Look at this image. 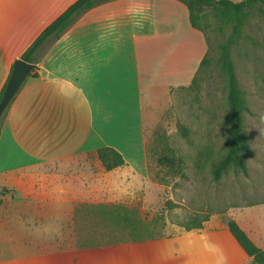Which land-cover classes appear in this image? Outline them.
<instances>
[{
	"label": "crops",
	"instance_id": "crops-1",
	"mask_svg": "<svg viewBox=\"0 0 264 264\" xmlns=\"http://www.w3.org/2000/svg\"><path fill=\"white\" fill-rule=\"evenodd\" d=\"M75 1L0 0V94L14 63ZM207 52L204 33L179 0H110L43 46L39 77H28L0 131V264H234L239 244L212 217L175 237L80 245L63 231L75 223L76 192L39 182L32 170L112 147L127 162L106 171L118 180L115 190L143 181L144 100L190 85Z\"/></svg>",
	"mask_w": 264,
	"mask_h": 264
},
{
	"label": "rangeland",
	"instance_id": "rangeland-1",
	"mask_svg": "<svg viewBox=\"0 0 264 264\" xmlns=\"http://www.w3.org/2000/svg\"><path fill=\"white\" fill-rule=\"evenodd\" d=\"M263 7L259 4L251 11L244 36L232 51L237 76L251 109L245 116L247 141L253 150L247 158L248 175L231 170L217 181L212 171V166L225 155L229 140L227 85L216 61L218 46L230 34V30L221 34L212 20L205 38L214 63L198 74L196 85L156 90L144 100L146 145L162 128L175 155L185 161V177H176L164 186L158 183V169L153 168L152 175L149 172L147 158V177L120 191L114 188L118 180L106 173L96 152L82 150L67 160L33 164L39 182L65 185L81 200L75 223L63 227L76 243L101 246L130 243L139 238H170L184 232L183 225L194 217L202 220L211 216L218 229L227 226L229 220H236L264 249ZM7 114L5 111L0 118V130ZM181 126L188 130L186 135ZM102 205L137 210L138 214L131 216L133 219L137 216L153 224L141 231L134 230L122 221L121 215L116 219L99 208ZM238 246L232 249L234 264H257Z\"/></svg>",
	"mask_w": 264,
	"mask_h": 264
},
{
	"label": "trees",
	"instance_id": "trees-1",
	"mask_svg": "<svg viewBox=\"0 0 264 264\" xmlns=\"http://www.w3.org/2000/svg\"><path fill=\"white\" fill-rule=\"evenodd\" d=\"M108 1L110 0H77L49 24L21 55L22 60L34 65L29 77H39L37 53L51 38L62 36L75 24L81 13L89 11ZM179 1L188 7L192 26L203 32L204 35L212 27V20L216 22L217 30L221 34L226 35L227 31L230 30V34L218 46L216 61V65L227 85L228 115L226 118V125L229 128V140L225 155L212 166V171L214 179L217 181L231 170L248 175L247 158L253 155V150L247 141L245 116L251 113V109L247 98V92L242 88L237 76L232 51L234 46L238 44L244 36V29L251 11L259 4L264 5V0H243L241 2H234L232 0ZM261 14L264 16V7L261 8ZM213 63L214 61L211 57V49L209 47L197 75L191 83V87L196 85L198 74L203 70L209 69ZM5 89L6 86L0 94V103ZM180 128L181 132L186 135L188 130L182 126ZM97 155L102 166L108 172L127 165L124 156L115 148H101L98 150ZM147 158L151 175L154 170L153 168L158 169V183L168 186L176 177H185L183 170L185 161L182 157L175 155L173 148L168 143L166 133L162 128L157 129L154 140L151 144L147 145ZM2 204L3 198H0V206ZM99 208L103 209L105 212L108 211V213L116 219L121 215L122 221H124L128 227L137 231L147 229L153 224V222L147 223L137 216L133 219L131 216L137 215V210H129L122 206L109 207L105 205ZM210 218L211 216H206L204 219L198 220L194 217L192 222L183 225V227L187 231L203 229L204 223L209 221ZM227 227L246 255L253 258L255 263L264 264V249L260 248L252 240L241 225L236 220L232 219L229 220ZM158 239L159 238L154 237L139 238L134 242H146Z\"/></svg>",
	"mask_w": 264,
	"mask_h": 264
},
{
	"label": "water",
	"instance_id": "water-1",
	"mask_svg": "<svg viewBox=\"0 0 264 264\" xmlns=\"http://www.w3.org/2000/svg\"><path fill=\"white\" fill-rule=\"evenodd\" d=\"M33 68V64H30L22 59H19L14 63L11 77L7 83L0 103V118L5 113V111H7V109L25 84Z\"/></svg>",
	"mask_w": 264,
	"mask_h": 264
}]
</instances>
